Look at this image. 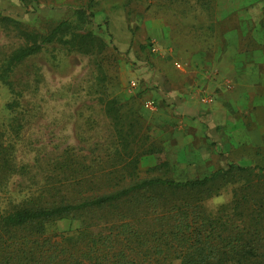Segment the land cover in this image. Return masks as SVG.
<instances>
[{"label": "rangeland", "instance_id": "374dc122", "mask_svg": "<svg viewBox=\"0 0 264 264\" xmlns=\"http://www.w3.org/2000/svg\"><path fill=\"white\" fill-rule=\"evenodd\" d=\"M80 8L92 14L84 28L105 42L103 51L83 55L54 43L15 68L12 89L0 79V124L15 149L17 166L28 167L23 176L9 180L0 196L3 206L39 194L53 176L51 164L61 156L73 161L87 180L101 175L112 164L119 144L103 110V103L111 98L124 106L122 131L132 129L128 146L140 154L136 171L140 179L201 178L223 167L225 159L232 163L250 154V165L264 166V144L257 151L245 149L225 156L215 139L207 134L194 137L187 134L185 123L175 122V102L153 95L160 89L158 77L169 84L178 68H186L182 63L190 56L213 53L221 42L223 49L236 45L247 51L264 50V0H0V15L10 20L0 23V66L23 44L12 21L46 36ZM160 29L169 32L167 46L174 41L168 69L153 35ZM11 103L14 115L6 108ZM147 149L151 154L141 155ZM247 161L243 166H248ZM162 162L166 168L161 171L157 164ZM63 191L74 192L71 187ZM230 200L231 188H225L205 206L215 212ZM79 228L80 220L65 218L46 225L45 231L47 235L74 233Z\"/></svg>", "mask_w": 264, "mask_h": 264}, {"label": "trees", "instance_id": "16d2710c", "mask_svg": "<svg viewBox=\"0 0 264 264\" xmlns=\"http://www.w3.org/2000/svg\"><path fill=\"white\" fill-rule=\"evenodd\" d=\"M92 17L76 9L46 36L12 21L23 44L4 58L0 79L12 89L15 68L54 43L83 55L103 51L105 42L84 28ZM7 21L0 15V23ZM123 107L116 98L103 103L119 144L101 175L87 180L61 156L39 194L8 206L0 202V264H264V167L230 164L202 178L140 179V154L128 146L132 129L122 131ZM6 108L15 114L14 103ZM6 133L0 124V196L12 177L28 170L17 166ZM225 188H231L229 204L206 209L205 202ZM65 218L80 220V228L46 234V225Z\"/></svg>", "mask_w": 264, "mask_h": 264}, {"label": "crops", "instance_id": "0c3cea01", "mask_svg": "<svg viewBox=\"0 0 264 264\" xmlns=\"http://www.w3.org/2000/svg\"><path fill=\"white\" fill-rule=\"evenodd\" d=\"M168 33L164 29L153 31L161 62H166L165 69H168L174 53V41L172 40L171 46H167ZM182 64L186 65V68H178L176 78L169 80V84L166 79L162 82L163 77L158 74L160 89L156 88L153 92L157 99L165 96L168 101L176 103L175 122L179 125L185 123L184 127L189 128V132L186 128L187 134L191 133L194 137L201 138L207 134L211 139H215L225 156H234V153L245 149L250 152L262 149L264 50L255 48L247 51L236 45H227L223 49L221 42L213 53H195L190 56L188 62ZM159 113L167 116V112L163 110ZM191 115L196 116L195 122L186 119ZM218 129H221L220 133ZM246 159L248 166H259L249 164L253 162L250 154L232 163L225 159V165L219 168H226L230 164L243 166Z\"/></svg>", "mask_w": 264, "mask_h": 264}, {"label": "built area", "instance_id": "2783aa9c", "mask_svg": "<svg viewBox=\"0 0 264 264\" xmlns=\"http://www.w3.org/2000/svg\"><path fill=\"white\" fill-rule=\"evenodd\" d=\"M177 67H179V66H177ZM131 85H132V86H135V84H134V83H131Z\"/></svg>", "mask_w": 264, "mask_h": 264}]
</instances>
